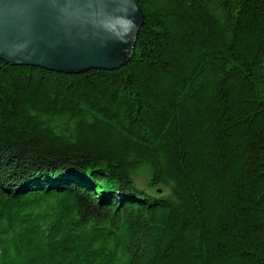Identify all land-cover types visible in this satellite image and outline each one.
<instances>
[{
  "label": "trees",
  "instance_id": "obj_1",
  "mask_svg": "<svg viewBox=\"0 0 264 264\" xmlns=\"http://www.w3.org/2000/svg\"><path fill=\"white\" fill-rule=\"evenodd\" d=\"M114 70L0 60V264H264V0H134Z\"/></svg>",
  "mask_w": 264,
  "mask_h": 264
},
{
  "label": "water",
  "instance_id": "obj_2",
  "mask_svg": "<svg viewBox=\"0 0 264 264\" xmlns=\"http://www.w3.org/2000/svg\"><path fill=\"white\" fill-rule=\"evenodd\" d=\"M143 18L134 0H0V60L69 74L114 70Z\"/></svg>",
  "mask_w": 264,
  "mask_h": 264
}]
</instances>
